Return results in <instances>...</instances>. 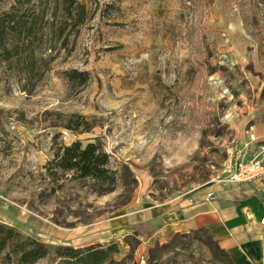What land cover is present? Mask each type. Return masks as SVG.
Listing matches in <instances>:
<instances>
[{
  "label": "rangeland",
  "instance_id": "rangeland-1",
  "mask_svg": "<svg viewBox=\"0 0 264 264\" xmlns=\"http://www.w3.org/2000/svg\"><path fill=\"white\" fill-rule=\"evenodd\" d=\"M78 3L76 26L52 0H0V225L48 247L32 264H70L60 248L83 254L139 191L161 203L202 188L246 105L264 102V10L251 0ZM76 142L101 145L113 182L55 167ZM93 246L102 264H145L151 249L137 233ZM162 256L228 264L205 232Z\"/></svg>",
  "mask_w": 264,
  "mask_h": 264
},
{
  "label": "crops",
  "instance_id": "crops-1",
  "mask_svg": "<svg viewBox=\"0 0 264 264\" xmlns=\"http://www.w3.org/2000/svg\"><path fill=\"white\" fill-rule=\"evenodd\" d=\"M233 149L244 148L246 159L264 166V102L246 105ZM260 183L218 184L211 180L202 188L185 192L161 203H152L142 191L134 200L94 225L87 246L137 233L142 248L163 244L176 235L203 231L232 264H264V204ZM204 188V189H203ZM213 191L214 199L207 200Z\"/></svg>",
  "mask_w": 264,
  "mask_h": 264
},
{
  "label": "trees",
  "instance_id": "trees-1",
  "mask_svg": "<svg viewBox=\"0 0 264 264\" xmlns=\"http://www.w3.org/2000/svg\"><path fill=\"white\" fill-rule=\"evenodd\" d=\"M26 1L29 2L30 0ZM52 1L58 5L66 20L72 21L76 26L82 23L84 8L79 5L78 0ZM251 1L256 6H262L264 10V0ZM14 2L17 3L20 0H14ZM53 161L58 170L64 173H73L75 178L113 182L110 177L111 172L108 170L109 158L99 143H88L82 146L81 143L76 142L69 147H61L56 151ZM200 233L203 231L176 235L168 244L149 249L145 264H168L162 256L166 248L171 247L180 238ZM209 242L225 262L232 264L226 253L220 250L210 237ZM60 251L64 252L62 256L70 264H102L105 257V252L101 246H89L85 248L83 254L79 253V249L72 248H60ZM47 255L48 247L36 241L24 240L12 229L0 225V263H11L13 260L17 264H32Z\"/></svg>",
  "mask_w": 264,
  "mask_h": 264
},
{
  "label": "built area",
  "instance_id": "built-area-1",
  "mask_svg": "<svg viewBox=\"0 0 264 264\" xmlns=\"http://www.w3.org/2000/svg\"><path fill=\"white\" fill-rule=\"evenodd\" d=\"M253 181L260 183L259 196L264 204V166L256 161H248L244 148L231 150L221 173L211 179V183L218 184H247ZM206 198L214 199L213 191L208 192ZM260 225L264 226V219L260 220Z\"/></svg>",
  "mask_w": 264,
  "mask_h": 264
}]
</instances>
